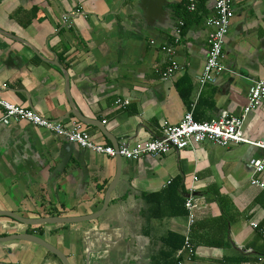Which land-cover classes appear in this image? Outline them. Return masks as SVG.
Wrapping results in <instances>:
<instances>
[{
    "label": "crops",
    "instance_id": "1",
    "mask_svg": "<svg viewBox=\"0 0 264 264\" xmlns=\"http://www.w3.org/2000/svg\"><path fill=\"white\" fill-rule=\"evenodd\" d=\"M233 10L222 59L228 71L200 87L214 0H198L194 12L184 0H0V94L65 125L81 121L96 143L116 148L161 135L165 121L178 124L191 109L199 121L241 115L252 79L264 76V0H233ZM171 59L180 68L164 77ZM243 130L264 141V101ZM263 154L246 143L205 142L130 160L28 121L0 124V213L86 217L102 210L111 189L97 218L27 225L0 215V237L36 234L70 264H172L165 238L189 234L195 254L185 264H264V233L251 225H264V188L251 182H264V173L246 167ZM192 187L189 223L187 212L175 211ZM0 263L59 264L19 239L0 242Z\"/></svg>",
    "mask_w": 264,
    "mask_h": 264
},
{
    "label": "built area",
    "instance_id": "2",
    "mask_svg": "<svg viewBox=\"0 0 264 264\" xmlns=\"http://www.w3.org/2000/svg\"><path fill=\"white\" fill-rule=\"evenodd\" d=\"M190 11H195L198 6V0H184ZM234 17L233 0H214V14L208 18L207 24L213 28L209 35V51L203 73L198 77L200 87L206 83L217 82L223 71H228L222 64L226 38L229 34L232 19ZM182 25L176 28L175 38L178 40L182 33ZM172 56L174 50L169 46L165 48ZM180 68V65L171 59L167 71L163 73L164 77H170ZM231 73L233 71H230ZM248 104L241 115L223 113L214 120H196L193 109L187 111L178 124H172L165 121L162 125L161 135L151 139L130 143L123 141L117 148L113 146H104L96 143L91 134L85 128L81 121H74L65 125L63 122L54 121L43 117L33 109L11 103L3 99L0 94V106L3 108V115L0 117V124L10 125L20 121H28L39 127L52 131L57 136L79 145L81 148L93 151L97 154H106L110 156L120 155L130 160L140 159L145 156L160 157L170 153L173 150H182L194 148L197 145L209 142L215 145H228L231 143H246L259 147L264 150V141H253L244 136V121L251 111L256 110L259 104L264 101V76L252 79L248 91ZM127 105L129 100L117 101ZM246 167L253 171V174L264 173V154L259 157H251L246 161ZM197 177H194L196 180ZM252 184L264 188V182L258 178H252ZM194 188H191L190 195L186 200L185 206L188 211L189 223L195 218L193 212ZM254 228H259L264 233V225L261 227L257 221H251ZM195 254V248L192 238L186 235L183 246L176 254V264H185L186 259L191 260Z\"/></svg>",
    "mask_w": 264,
    "mask_h": 264
},
{
    "label": "water",
    "instance_id": "3",
    "mask_svg": "<svg viewBox=\"0 0 264 264\" xmlns=\"http://www.w3.org/2000/svg\"><path fill=\"white\" fill-rule=\"evenodd\" d=\"M11 36H14V35H11ZM75 115L78 116L82 121H85L82 116H79L77 114H75ZM70 144L74 145V143H72V142H70ZM117 156H120V155H117ZM67 162H68L67 160H64V163H67ZM109 190L110 191H108V193H107V196H106L105 202H104V207L102 208V210H100L99 212H97L93 215H89L86 217L50 216V217H42V218H25V217H21L15 213H11V212H2V213H0V215L11 216L14 219H16L17 221L24 223V224H27V225H41V224H58L59 225V224L79 223L81 221L97 218L103 214V212L105 211L107 204L109 202V195L111 194V189L109 188ZM14 239L29 241L31 243H36L38 245H41L42 247L46 248L51 253H54L55 255H57L65 264H70L69 261L67 260V257L65 256V254L63 252H61L54 245H52L51 243L46 241L43 237H40V236L33 234V233H23V234L21 233V234H15L13 236L0 237V242H6V241L14 240ZM0 264H6V263H0Z\"/></svg>",
    "mask_w": 264,
    "mask_h": 264
},
{
    "label": "trees",
    "instance_id": "4",
    "mask_svg": "<svg viewBox=\"0 0 264 264\" xmlns=\"http://www.w3.org/2000/svg\"><path fill=\"white\" fill-rule=\"evenodd\" d=\"M175 212H180L182 214L185 212L188 213L185 203L181 210H176ZM50 216H59V213L51 212ZM165 239H166L167 245L170 247V250H171L170 251L171 253H169V256H167L168 260H172V264H176L177 258L175 257V255L177 254L178 250L183 246L185 238L177 234H170Z\"/></svg>",
    "mask_w": 264,
    "mask_h": 264
},
{
    "label": "flooded vegetation",
    "instance_id": "5",
    "mask_svg": "<svg viewBox=\"0 0 264 264\" xmlns=\"http://www.w3.org/2000/svg\"><path fill=\"white\" fill-rule=\"evenodd\" d=\"M71 224V223H70ZM56 247V246H55ZM57 248V247H56ZM59 249V248H57ZM60 250V249H59ZM61 252H63L62 250H60ZM50 252V251H49ZM51 253V252H50ZM64 253V252H63ZM58 261L59 264H65L57 255H55L54 253H51ZM65 254V253H64ZM65 256L67 257V255L65 254ZM67 260L69 261L68 257Z\"/></svg>",
    "mask_w": 264,
    "mask_h": 264
},
{
    "label": "rangeland",
    "instance_id": "6",
    "mask_svg": "<svg viewBox=\"0 0 264 264\" xmlns=\"http://www.w3.org/2000/svg\"><path fill=\"white\" fill-rule=\"evenodd\" d=\"M155 242L157 243V240L155 239Z\"/></svg>",
    "mask_w": 264,
    "mask_h": 264
}]
</instances>
